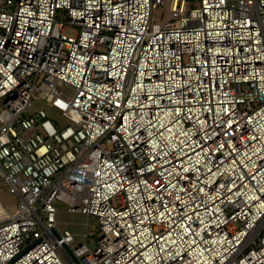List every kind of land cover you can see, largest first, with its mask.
Listing matches in <instances>:
<instances>
[{"label":"built area","instance_id":"obj_1","mask_svg":"<svg viewBox=\"0 0 264 264\" xmlns=\"http://www.w3.org/2000/svg\"><path fill=\"white\" fill-rule=\"evenodd\" d=\"M0 178V264H264V0H0Z\"/></svg>","mask_w":264,"mask_h":264},{"label":"rangeland","instance_id":"obj_2","mask_svg":"<svg viewBox=\"0 0 264 264\" xmlns=\"http://www.w3.org/2000/svg\"><path fill=\"white\" fill-rule=\"evenodd\" d=\"M191 4L189 3L188 8ZM168 17V11L158 7L153 9V22H164ZM39 108H44L49 111L52 115L60 113L58 110L51 107V105L43 100L34 99L32 106L26 113H32L37 111ZM66 121V119L64 118ZM1 181V178H0ZM0 199L9 208L12 214H16L18 211L19 198L11 193L7 185L0 183ZM57 207L59 211L56 214L57 227L60 231L69 230L75 238L77 243L84 242V234L88 233L86 241L89 244H93L96 241L97 233L99 232V225L95 217H88L81 213H67L65 205L58 202Z\"/></svg>","mask_w":264,"mask_h":264},{"label":"water","instance_id":"obj_3","mask_svg":"<svg viewBox=\"0 0 264 264\" xmlns=\"http://www.w3.org/2000/svg\"><path fill=\"white\" fill-rule=\"evenodd\" d=\"M53 234L55 235V237L59 240L61 239V235L59 233V231L57 229H53ZM33 245V244H32ZM63 248H64V251L66 253V257L74 262L75 264H82L81 261L79 260V258L74 254V252L71 250L70 246L66 243H63ZM31 247V245L27 248H25L22 253H24L25 251H27L29 248Z\"/></svg>","mask_w":264,"mask_h":264}]
</instances>
